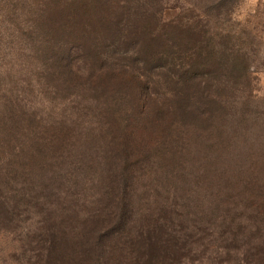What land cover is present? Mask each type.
<instances>
[{"label": "trees", "instance_id": "1", "mask_svg": "<svg viewBox=\"0 0 264 264\" xmlns=\"http://www.w3.org/2000/svg\"><path fill=\"white\" fill-rule=\"evenodd\" d=\"M131 4L37 2L30 20L42 39L36 46L57 63L64 88L89 92L100 139L78 166L53 171L39 189L38 180L26 182L25 169H7L5 220L37 216L26 232L35 264H190L213 250L239 264H264V144L243 158L232 154L247 114L238 116L236 105L257 98L250 63L210 52L198 60L203 50L190 51L201 41L177 27L170 47L187 42L193 58L172 77L162 69L164 41L148 33L160 18ZM73 137L64 133L44 167L63 168ZM15 176L27 183L19 195L10 191Z\"/></svg>", "mask_w": 264, "mask_h": 264}, {"label": "rangeland", "instance_id": "2", "mask_svg": "<svg viewBox=\"0 0 264 264\" xmlns=\"http://www.w3.org/2000/svg\"><path fill=\"white\" fill-rule=\"evenodd\" d=\"M134 1L133 10L148 12L160 23L150 26L148 33L160 35L164 44L166 74L182 75L189 67L194 51L203 50L198 60L209 56L246 60L250 63L254 103L236 105V113L246 111V124H237L240 134L232 154L242 157L252 150H261L264 144V0H144L142 8ZM37 2L43 0H0V264H35L34 239L26 232L34 227L37 216L33 213L17 216L9 223L5 220L4 195L8 193L5 172L10 167L31 173L30 180L43 187L55 172L73 170L76 162L86 158L95 141L100 139L101 117L88 91L64 88L56 74V62L51 65L46 54L37 48L42 41L36 28L30 27L37 13ZM146 10V11H145ZM39 12V10H38ZM177 27L185 38H199L191 49L184 42L181 49L170 47L169 34ZM161 33V34H160ZM168 33V34H167ZM191 34V35H190ZM194 39V37H193ZM40 44V43H39ZM166 49V52H165ZM191 49V55L189 50ZM163 54V52L161 53ZM129 62V60H126ZM130 64V62H129ZM143 69L141 61L137 63ZM158 69L154 70V77ZM165 90V89H163ZM248 107V108H247ZM245 125L247 130H245ZM67 130L75 137L69 142L68 155L63 168L57 164L44 167L45 157L58 155L57 144ZM70 142H75L70 148ZM21 176L11 181L12 194L19 195L26 186ZM16 210L15 214H18ZM18 225H17V224ZM190 264H239L230 254L209 251Z\"/></svg>", "mask_w": 264, "mask_h": 264}]
</instances>
